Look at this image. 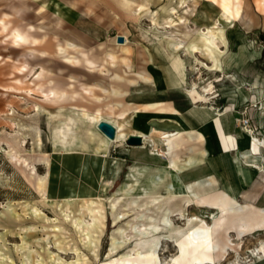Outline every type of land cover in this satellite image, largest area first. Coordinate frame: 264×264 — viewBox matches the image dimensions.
<instances>
[{
  "label": "rangeland",
  "instance_id": "rangeland-1",
  "mask_svg": "<svg viewBox=\"0 0 264 264\" xmlns=\"http://www.w3.org/2000/svg\"><path fill=\"white\" fill-rule=\"evenodd\" d=\"M62 1L70 6L64 8L56 0H0V19L5 18L8 23V28L4 29L0 22V264H102L106 259L120 257L132 247V243H127L108 254L112 236L114 245L119 247L123 235L132 233L127 222L133 218V211L120 220H114V217H121L136 205L148 204L145 188L152 185L149 175L159 169L152 167L139 173V168H132L130 162L118 165L116 156L122 155L121 148L126 142L120 139L109 142L100 172L91 165V170L83 173L79 162L87 154L96 152L95 148L105 134L93 120L82 118L80 112L91 116L100 108L106 118L115 121L117 114L133 101L171 96L178 104L186 105L189 100L187 87L194 80L201 88L209 80L216 79L220 84L215 82V87L212 83L205 84L213 95L220 94L219 87L225 85L222 83L230 84L226 74L219 75L200 62L204 57L208 59L201 46L197 48L198 53L182 48L176 56L170 57L167 50L155 49L153 40L143 33L144 30L153 31L154 24L164 26L172 20H187L191 25L198 23L199 28L204 27L219 17L221 0H133L134 6L140 8L137 13L122 0ZM242 1L253 16L255 26L244 28L238 21L225 25L231 40L230 51L235 47L243 48L244 44L264 47L261 0ZM57 14L63 17L60 24H57ZM29 24L37 27L31 31L42 39L38 49H44L46 55L25 63L21 53L31 45H13L8 33L13 27L28 29ZM40 26H44L43 30ZM122 33H127L130 40L127 47L116 42V36ZM235 35L241 39H235ZM67 39L82 42L88 56L97 63H104L111 72L137 79L138 70L147 67L153 79L150 82L139 80L137 84L127 79H114L111 82L127 90V94L104 92L93 84L101 77L99 70H88L80 52L70 49L71 54L80 57L75 64L57 54L58 45L65 44ZM105 50L111 51L114 57L109 56L105 61ZM178 58L185 64L179 73L175 69ZM37 60L51 69L39 75L41 67ZM253 67L264 69V57L255 61ZM50 89L64 92L65 96L49 99L44 91ZM156 105L158 102L146 106ZM134 107L138 108V105ZM71 116L77 118L76 137L63 144L55 131L70 123ZM70 146L73 148L68 150ZM147 148V152L154 155L163 150L154 143ZM41 175L47 176L45 187L39 185ZM164 184L160 183L157 191H165ZM212 192L195 194L192 191L189 194L190 198L207 194L212 197L217 191ZM73 193L80 197H67ZM180 203L179 199L172 202L176 206ZM89 207L99 208L102 213L95 223H92ZM184 211L187 215L200 214L208 221L219 215L217 209L195 204L186 206ZM156 213L160 214L152 207L146 215ZM235 216L226 214L224 217L227 229L221 236L228 238L226 253L222 252L216 258L227 255L225 264L230 260H235L236 264H264V257L256 256L253 251L264 241V227L239 229L234 224ZM144 219L149 221L148 216ZM90 223L93 225L87 229L86 225ZM176 223L185 225L182 219H177ZM120 226H124L123 234L116 230ZM87 232H90L92 242L86 236ZM229 239L235 244H229ZM160 252L162 258L167 259L178 254L175 241L163 239Z\"/></svg>",
  "mask_w": 264,
  "mask_h": 264
},
{
  "label": "bare ground",
  "instance_id": "bare-ground-1",
  "mask_svg": "<svg viewBox=\"0 0 264 264\" xmlns=\"http://www.w3.org/2000/svg\"><path fill=\"white\" fill-rule=\"evenodd\" d=\"M243 2L244 1L242 0H221L222 12L212 25L206 27L199 28V26L197 25H191V23L187 22V20L181 22L172 20L170 23L165 24L164 26H158L154 24V26L152 27L153 31L144 30L143 33L146 36H150L151 40H153V46L155 47V49L163 48L167 50L170 57L176 56V53L182 48L191 53L194 49L201 46L203 47L202 51H204L208 55L209 59L211 58L212 64L208 66L205 62H200L202 64L204 63V65L208 66V68L210 69H221V50L218 47L219 39L221 40L220 37L225 25L232 24L235 20L243 21L246 17L248 8L244 7ZM122 3L134 13H137L140 9L137 6H134L133 0H122ZM260 4L264 10V0H261ZM6 16H8V14H6ZM56 17L57 24H60L62 19L59 16ZM0 22L4 29L8 28V23L5 18H1ZM43 27L44 26H40L39 29L43 30ZM36 28L37 27L35 25L29 24L28 29L13 27L8 33L10 41L13 45H31V48L21 53L25 63H29L32 59H42V57H45L46 55V51L44 49H38L41 45L42 39L36 36L34 34V31H31L36 30ZM195 31L199 33L198 39L201 41L200 44H198L196 40H191V36ZM122 35L125 37V41L120 43L116 40V42L120 46L127 47L130 43L128 35L127 33H122ZM83 48L84 47L82 42H76L74 40L67 39L65 41V44L58 45L57 54L63 57L64 60L68 63L75 64L80 61V57L71 54L70 49L75 52H80L82 54L83 63L86 65L88 70H99L101 77L94 80L93 84L98 86L104 92H109L113 95L127 94V90L121 89L120 87L115 86L113 82H111V80L114 79H127L132 84H137L139 80L150 82L153 79L151 73H149L145 69H141L140 71L138 70L137 79L127 78L125 74H120L118 72H111L104 63H97L95 59L89 57L87 52H85ZM104 54L105 61L108 60L109 56L111 58L114 57V54L109 50H105ZM150 56L152 57L151 54ZM181 60V58H178V60H176L175 62L176 67L180 71L185 68V64ZM38 62L39 66L41 67V72H39V75L44 71H48L49 69H51L50 67L46 66L43 61ZM110 64L115 65V62H110ZM71 77L75 78L76 76L74 74H71ZM182 77L184 78V75H182ZM207 89L209 90V87L207 88L206 85L199 88L195 82H193L190 87H187V91L190 96H196L201 99H207L208 97H210L207 95ZM44 94L47 96V98L52 100L61 99L65 96L64 92H60L54 89L44 91ZM97 98H99V96H97ZM133 108L134 110L132 113H130V115L129 109L127 108L120 111L117 114V120L115 121L106 118L102 114L100 108L96 109L95 113L91 116H89L85 112H80L82 118L86 119L87 121H90V119L93 120V123L97 128L101 120L111 122L116 128V134L114 138H109L108 136L104 135L102 141L95 148L96 152H91L93 154H91L90 156L89 154H87L84 159H81V161L79 162V168L83 173L87 174L91 170V165L96 166L98 171L100 172L101 167H103V156L106 155V150L109 142L126 139L129 131L128 126L130 118L132 114L137 110V107ZM76 124L77 118L71 116L70 123L68 122L56 129L55 134L61 143L66 144L68 142H71L76 137L74 129V126ZM141 135L144 138L145 145H152V143H154V139L148 134ZM170 138V136L168 138H165L166 154L168 153V143ZM258 144H260V139L255 138L253 147L254 150H257ZM71 148L73 147L70 146L67 149L69 150ZM71 153L72 152H69L68 154ZM143 171V169H139V173H143ZM171 174V171H168L167 174L163 172L150 174L149 178L152 185L151 187H149V189L145 188V192L149 197V201H147L148 204L136 205L134 209H128L127 211H125V213L121 217H114V220H120L127 216L126 214L129 211H133V218L127 222V226L130 227L132 233L123 235L122 243L119 247H116L114 245V239L112 236L108 254L114 253L115 251H117V249L127 243H132V247L125 253L121 254L120 257L106 259L102 262V264H225L227 255L221 259H217L216 256L222 252L226 253L225 250L227 247L228 238L223 239V237L221 236L223 230L227 229V226H225L224 214L228 212L235 213L239 210L236 201L229 198L227 194L220 192H216L214 196L212 194V197H208L207 194L202 196L195 195L194 198H190L189 186L178 187L177 181L171 179ZM38 182L40 186L45 187L47 176H39ZM162 182H165V191H157V186ZM67 197H71L70 199H72L79 198L80 196L76 193H73L71 196L69 195ZM176 199H179L181 202L179 206L173 205L174 203L172 204L173 200ZM191 204L202 207H209L212 209L216 208L217 212H219V215L215 216L212 221H208L206 218L197 213L187 215L184 211V208L186 206H190ZM152 207H154L156 211L158 210L160 214L157 215L156 213L154 215H146ZM88 209L93 215L92 223H95V220L98 221L100 216H102V213L99 208L89 207ZM145 216H148V222L145 221ZM177 219L184 220L185 225H178L176 223ZM89 225H91V223L86 225L87 229L90 227ZM123 228L124 226H120L116 230L119 233L123 234L125 232ZM86 236L89 238V241L92 242L90 232H87ZM169 238H172L175 241V246L177 247L178 254L172 255L169 259L165 257L162 258L160 252V244L163 239ZM229 244L234 245L235 243L230 240ZM253 251H255L254 253L256 256L264 257V241H261L260 245H258ZM227 264L236 263L235 260H230Z\"/></svg>",
  "mask_w": 264,
  "mask_h": 264
},
{
  "label": "crops",
  "instance_id": "crops-1",
  "mask_svg": "<svg viewBox=\"0 0 264 264\" xmlns=\"http://www.w3.org/2000/svg\"><path fill=\"white\" fill-rule=\"evenodd\" d=\"M56 1L64 8L70 6L62 0ZM57 16L63 20L61 15ZM238 22L248 29L255 26L249 10L244 20ZM192 24L199 26L198 23ZM227 27L223 29L218 43L221 69L215 71L219 75L226 74L230 84L222 83L225 85L219 87V95L208 92V101L188 94L186 105L178 104L171 96L129 102V115L135 105L138 108L130 118L127 137L130 134H148L154 139V144L164 151L165 138L170 136L168 153L165 156L150 154L144 138L141 145H132L127 143L126 137L121 148L122 155L116 157L121 166L130 162L132 168L144 171L152 167L165 174L171 171V179L177 181L178 187L189 186L190 192L195 194L212 191L227 194L236 201L239 210L224 216L236 215L234 224L239 229L254 230L264 227V69L253 67V64L264 57V47L244 44L243 48L235 47L230 51ZM198 34L195 31L191 40L200 44ZM237 39L240 40L241 36ZM192 52L198 53L199 50L196 48ZM202 61L208 66L212 64L209 57H204ZM142 69L150 72L147 67ZM175 69L181 72L177 67ZM193 82L196 83L195 80ZM215 82L218 81L211 79L205 84L212 83L215 87ZM165 86L168 87V82ZM150 102H158V105L146 106ZM245 105L248 106L252 124L257 127L256 135L262 138L257 150L253 149L255 140L238 123L239 110Z\"/></svg>",
  "mask_w": 264,
  "mask_h": 264
},
{
  "label": "water",
  "instance_id": "water-1",
  "mask_svg": "<svg viewBox=\"0 0 264 264\" xmlns=\"http://www.w3.org/2000/svg\"><path fill=\"white\" fill-rule=\"evenodd\" d=\"M117 42H124L125 37L122 34L116 36ZM98 128L109 138H114L116 134L115 126L106 120H101L98 124ZM127 143L132 145H141L143 143V136L140 134H130L127 137Z\"/></svg>",
  "mask_w": 264,
  "mask_h": 264
},
{
  "label": "built area",
  "instance_id": "built-area-1",
  "mask_svg": "<svg viewBox=\"0 0 264 264\" xmlns=\"http://www.w3.org/2000/svg\"><path fill=\"white\" fill-rule=\"evenodd\" d=\"M239 112H240V118L238 123L241 129L247 132L251 136L253 141L255 140V138L260 139L259 136L256 135L257 127L252 124L251 115L248 111V106L245 105L242 110H239ZM261 143H262V138L260 139V144ZM165 150L161 151L162 152L161 155L164 156L166 155Z\"/></svg>",
  "mask_w": 264,
  "mask_h": 264
}]
</instances>
